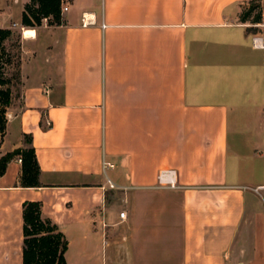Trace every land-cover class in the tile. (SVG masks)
<instances>
[{
    "label": "crops",
    "instance_id": "crops-1",
    "mask_svg": "<svg viewBox=\"0 0 264 264\" xmlns=\"http://www.w3.org/2000/svg\"><path fill=\"white\" fill-rule=\"evenodd\" d=\"M249 1L62 0L60 25L29 28L28 0H0L20 71L0 158L29 136L39 166L36 188L18 157L0 176V264H22L24 202L67 264H264V0L259 24L239 20Z\"/></svg>",
    "mask_w": 264,
    "mask_h": 264
},
{
    "label": "trees",
    "instance_id": "trees-1",
    "mask_svg": "<svg viewBox=\"0 0 264 264\" xmlns=\"http://www.w3.org/2000/svg\"><path fill=\"white\" fill-rule=\"evenodd\" d=\"M62 0H28L21 16L23 27L35 28L44 19H51L52 24L60 25ZM239 20L259 24L262 21V3L251 0L241 7ZM12 34L9 30L0 29V136L5 133L6 109L11 104L13 90L20 87L19 59L14 61L10 42ZM18 44V42H17ZM19 47V45H18ZM14 71L9 73L10 68ZM23 148H18L0 158V176L5 173L7 163L13 158H20L21 187H39V166L35 151L31 146V138L24 136ZM68 242L57 226L48 219L41 217L39 202L22 204V264H67L65 253Z\"/></svg>",
    "mask_w": 264,
    "mask_h": 264
},
{
    "label": "built area",
    "instance_id": "built-area-1",
    "mask_svg": "<svg viewBox=\"0 0 264 264\" xmlns=\"http://www.w3.org/2000/svg\"><path fill=\"white\" fill-rule=\"evenodd\" d=\"M67 8L66 7H63L62 8V12L66 11ZM252 46L256 49H264V38H263V35H253L252 37ZM18 162H21L20 161V158H18ZM113 166L111 164H108V163H103L102 164V169L103 170H106L108 168H112ZM169 176H171V172H168V171H165V172H162L161 173V178H168ZM124 212L120 213L119 214V217L121 219L124 218Z\"/></svg>",
    "mask_w": 264,
    "mask_h": 264
},
{
    "label": "rangeland",
    "instance_id": "rangeland-1",
    "mask_svg": "<svg viewBox=\"0 0 264 264\" xmlns=\"http://www.w3.org/2000/svg\"><path fill=\"white\" fill-rule=\"evenodd\" d=\"M242 10V9H241ZM18 39L17 36H14L10 42V46H11V52L12 54H14V61L16 62L19 59V48H18ZM14 68L11 67L9 70V73L13 72ZM19 90V89H18ZM16 98H19V94H16L15 96Z\"/></svg>",
    "mask_w": 264,
    "mask_h": 264
},
{
    "label": "bare ground",
    "instance_id": "bare-ground-1",
    "mask_svg": "<svg viewBox=\"0 0 264 264\" xmlns=\"http://www.w3.org/2000/svg\"><path fill=\"white\" fill-rule=\"evenodd\" d=\"M27 35H32L33 34V32L32 31H27V33H26Z\"/></svg>",
    "mask_w": 264,
    "mask_h": 264
}]
</instances>
